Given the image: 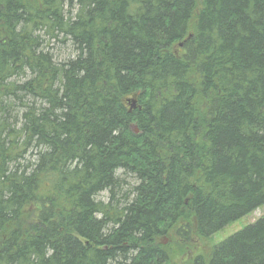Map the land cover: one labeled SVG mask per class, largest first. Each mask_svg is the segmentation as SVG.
<instances>
[{
  "label": "trees",
  "instance_id": "16d2710c",
  "mask_svg": "<svg viewBox=\"0 0 264 264\" xmlns=\"http://www.w3.org/2000/svg\"><path fill=\"white\" fill-rule=\"evenodd\" d=\"M263 204L264 0H0V264H165ZM189 264H264V216Z\"/></svg>",
  "mask_w": 264,
  "mask_h": 264
},
{
  "label": "rangeland",
  "instance_id": "374dc122",
  "mask_svg": "<svg viewBox=\"0 0 264 264\" xmlns=\"http://www.w3.org/2000/svg\"><path fill=\"white\" fill-rule=\"evenodd\" d=\"M51 52L53 54V57L58 62L66 60L74 55V51L70 43L61 46L59 44L55 45L53 49H51ZM130 108H131V102H130ZM131 126L134 130L137 129L134 124H132ZM135 132H138V130H136ZM126 180L131 184L134 182L133 178H131L130 176H127ZM98 199L107 201V192L105 191L100 193ZM263 216H264V204L254 209L253 211L249 212L248 214L244 215L243 217L229 223L221 230L214 233L208 240L195 239L193 243L194 245L189 247V250L185 251L184 254H181L183 247L179 249L176 246L177 240L175 236H172L171 233H169L168 235H164L162 238H160L161 244L165 246L169 243V245L167 246L169 247L168 250L169 261L165 264H189V261L193 260V258L198 254H204L205 256H207L210 248L213 245L218 244L227 237L242 230L244 227L254 223L257 219Z\"/></svg>",
  "mask_w": 264,
  "mask_h": 264
},
{
  "label": "water",
  "instance_id": "95a60500",
  "mask_svg": "<svg viewBox=\"0 0 264 264\" xmlns=\"http://www.w3.org/2000/svg\"><path fill=\"white\" fill-rule=\"evenodd\" d=\"M135 104H136V100L135 99H132L131 100V108H135Z\"/></svg>",
  "mask_w": 264,
  "mask_h": 264
},
{
  "label": "bare ground",
  "instance_id": "6f19581e",
  "mask_svg": "<svg viewBox=\"0 0 264 264\" xmlns=\"http://www.w3.org/2000/svg\"><path fill=\"white\" fill-rule=\"evenodd\" d=\"M137 129H135V131H136Z\"/></svg>",
  "mask_w": 264,
  "mask_h": 264
}]
</instances>
